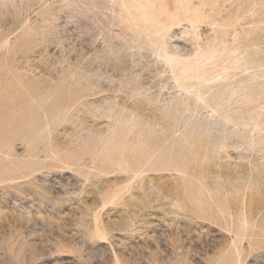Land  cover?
I'll list each match as a JSON object with an SVG mask.
<instances>
[{"label":"rangeland","instance_id":"rangeland-1","mask_svg":"<svg viewBox=\"0 0 264 264\" xmlns=\"http://www.w3.org/2000/svg\"><path fill=\"white\" fill-rule=\"evenodd\" d=\"M179 1L144 22L121 0H0V264H219L231 234L193 199L207 184L208 201L220 189L232 203L228 177L251 169L261 231L242 264H264V161L226 123L264 118L251 91L264 85V0ZM165 54L231 65L210 85L224 95L215 113Z\"/></svg>","mask_w":264,"mask_h":264},{"label":"bare ground","instance_id":"bare-ground-1","mask_svg":"<svg viewBox=\"0 0 264 264\" xmlns=\"http://www.w3.org/2000/svg\"><path fill=\"white\" fill-rule=\"evenodd\" d=\"M156 2H158V0H131L130 6L128 5L127 1L121 0V4L128 9V13L130 15L138 16L139 14V18H141L144 22L154 21L152 10L153 8L159 9ZM178 4L183 5V1L180 0ZM132 9L134 10L132 11ZM184 12L190 23L192 22L193 24L194 21L199 20L200 15L198 10L194 7L193 1H190L188 6L184 8ZM172 20V16L162 14L161 20L159 22V30L164 31L170 25ZM165 56L169 64H175L173 68H175V78L179 84V87L183 88L187 94L194 90L195 101L203 102L205 105L211 107L213 109L212 112L215 113V108L219 106V102L221 98L224 97V95L216 92L215 94L208 96L211 91L210 85H213L217 82L227 81L230 77V70L232 68L231 65H225L222 68H219L220 64L219 62L215 61L216 58L214 57H205V60L201 61L202 58L200 57H196L195 59H181L166 54ZM254 63H262V65H264V60H254ZM209 67L212 68L211 71L208 70ZM202 68L206 69L203 75L199 73L200 69ZM190 76L191 79L194 80V83L191 86H185L184 81ZM251 91H254V95H262L264 93V85L260 84L259 87L255 88L254 90L251 89ZM250 99L252 102L258 101L256 96H252ZM247 112L249 113L250 111ZM261 113L258 114V117L252 116L246 118H231L229 120L226 119V123L233 125V130L228 135L235 136L236 139H238V142H241L245 146V150L247 152L260 154V159L264 161V118L262 117L263 115H261ZM240 127H243L242 130H239ZM226 138L227 136L225 139ZM221 140L218 144V147H223L225 149L227 143H225V141L221 142ZM237 144L239 145V143ZM217 152L219 153L220 151ZM240 158L242 160L246 159L244 156ZM252 166L253 165H251V168ZM236 168L241 169L242 167L238 165ZM254 174V170L251 169L247 178L245 173H240V171L233 173L231 178L230 176L228 177L232 185L233 193L236 194V198L233 195L232 203L231 200L221 197L220 189H217L215 193L212 191L213 195L211 196L210 201H208V195L211 192L207 184H202L201 187L203 188H200L201 191L199 192L201 195L205 196L206 200H203L197 196L193 199V203L196 208L195 210L199 215L202 217L211 216L212 218L217 216L218 219H221V221L224 222L228 233L231 234L228 245L222 251L219 264H242V257L245 248L248 247L249 249H252L254 247L255 243L253 239L254 237L258 236L256 235L255 230L258 229L261 231V224H256L257 220L256 222H254V219L252 220L253 209L250 205H248V198L253 195L252 191L254 189L259 190L261 188L260 183L253 182ZM259 174L264 175V170L262 172L259 171ZM233 202H235L234 205L236 207L235 213L231 212V204H233ZM228 215L230 216L229 219L227 218Z\"/></svg>","mask_w":264,"mask_h":264}]
</instances>
